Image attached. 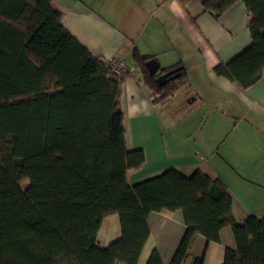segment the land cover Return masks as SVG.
<instances>
[{
	"label": "trees",
	"instance_id": "1",
	"mask_svg": "<svg viewBox=\"0 0 264 264\" xmlns=\"http://www.w3.org/2000/svg\"><path fill=\"white\" fill-rule=\"evenodd\" d=\"M186 4L191 0H178ZM248 17L251 43L213 71L246 89L264 72V0H201L218 18L236 2ZM50 0H0V264H136L148 217L182 214L184 233L169 264H203L190 246L200 234L218 242L229 226L236 248L222 264H264V218L237 224L220 179L168 169L133 185L127 171L145 162L125 147L120 104L124 75L108 72L62 25ZM133 57L154 103L187 83L184 69L159 86ZM117 214L120 236L97 245L104 217ZM146 264H162L153 249Z\"/></svg>",
	"mask_w": 264,
	"mask_h": 264
},
{
	"label": "crops",
	"instance_id": "2",
	"mask_svg": "<svg viewBox=\"0 0 264 264\" xmlns=\"http://www.w3.org/2000/svg\"><path fill=\"white\" fill-rule=\"evenodd\" d=\"M50 5L62 13L64 28L93 56L120 57L134 68L121 84L124 140L126 150L144 152L145 162L127 171L129 184L168 169L186 177L199 170L224 183L237 224L249 216L264 218V72L243 89L213 71L251 43L242 2L218 18L204 12L201 0L184 5L178 0H50ZM134 51L155 59L159 70L182 67L187 83L170 98L154 103ZM175 94L176 149L170 152L159 114ZM148 224L149 235L136 264H146L153 249L159 251L162 264H169L185 230L181 212H153ZM119 236L117 214L104 217L97 245L105 248ZM227 248H236L229 226L220 229L218 242L207 243L196 235L190 254L203 256V264H222Z\"/></svg>",
	"mask_w": 264,
	"mask_h": 264
},
{
	"label": "rangeland",
	"instance_id": "3",
	"mask_svg": "<svg viewBox=\"0 0 264 264\" xmlns=\"http://www.w3.org/2000/svg\"><path fill=\"white\" fill-rule=\"evenodd\" d=\"M176 94L173 99L165 105L163 111L160 112L161 130L168 151L172 148L176 149ZM188 103V100H186ZM174 146V147H173ZM172 150H170L171 152ZM119 230V228H118Z\"/></svg>",
	"mask_w": 264,
	"mask_h": 264
},
{
	"label": "water",
	"instance_id": "4",
	"mask_svg": "<svg viewBox=\"0 0 264 264\" xmlns=\"http://www.w3.org/2000/svg\"><path fill=\"white\" fill-rule=\"evenodd\" d=\"M145 67L149 73V75L153 76L155 74L158 73L159 71V63L151 58L149 60H147L145 62ZM182 67L178 66V67H175V68H172L170 70H167L161 74H159L158 76H156L155 78V81L156 83L161 86L163 85L167 80H170V79H175L176 77H178L180 75V71H181ZM193 98H191V100L189 101H192Z\"/></svg>",
	"mask_w": 264,
	"mask_h": 264
},
{
	"label": "built area",
	"instance_id": "5",
	"mask_svg": "<svg viewBox=\"0 0 264 264\" xmlns=\"http://www.w3.org/2000/svg\"><path fill=\"white\" fill-rule=\"evenodd\" d=\"M108 72L112 75H125V74H132L134 72V68L128 66L125 61L120 57H113L107 60H103Z\"/></svg>",
	"mask_w": 264,
	"mask_h": 264
}]
</instances>
